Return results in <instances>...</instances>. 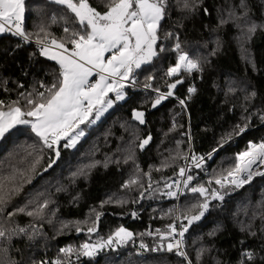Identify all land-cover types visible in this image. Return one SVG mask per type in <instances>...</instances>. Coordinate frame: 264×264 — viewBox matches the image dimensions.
Instances as JSON below:
<instances>
[{
    "label": "trees",
    "instance_id": "obj_1",
    "mask_svg": "<svg viewBox=\"0 0 264 264\" xmlns=\"http://www.w3.org/2000/svg\"><path fill=\"white\" fill-rule=\"evenodd\" d=\"M89 3L101 13L107 10V0ZM165 8L156 57L134 71L123 102L94 125L89 120L81 124L86 133L73 148L60 142L49 149L25 125L0 138V184L8 196L0 205V230L5 232L0 264H54L55 258L63 264L66 258L59 248L75 252L81 243L99 244L110 237L115 242L120 228L132 233L127 241L146 246L145 257H78L77 262L264 264V176L240 190L209 183L226 175L249 145L264 143V0H165ZM74 19L50 0H26L22 24L36 43L37 34L43 38L42 27L57 40L66 36L65 27L79 29ZM253 24L256 30L249 33ZM176 44L199 70L167 76L178 59ZM40 50L0 35L4 111L14 104L26 111L29 98L39 100L40 93L47 98V89L59 81V65ZM177 79L182 83L173 89V99L153 107L157 95L166 94L168 84ZM133 112L144 113L143 124ZM145 139L148 143L141 148ZM210 153L213 156L204 161L206 175L193 185L209 189L204 216L191 225L184 219L198 214L199 207L193 205L205 199L189 190L178 208L179 225L187 227L182 237L185 259L167 251L166 243L175 235L161 240L169 225H176L177 210L166 184L186 161L194 165ZM50 160L55 163L48 167ZM194 173L200 171L192 168ZM133 179L137 183L129 184ZM212 190L223 199H213ZM37 209L39 215L27 214ZM89 227L95 231L89 233Z\"/></svg>",
    "mask_w": 264,
    "mask_h": 264
},
{
    "label": "snow or ice",
    "instance_id": "obj_2",
    "mask_svg": "<svg viewBox=\"0 0 264 264\" xmlns=\"http://www.w3.org/2000/svg\"><path fill=\"white\" fill-rule=\"evenodd\" d=\"M50 2L66 8L75 18L72 22L79 25V29L65 27L66 36L60 40L52 37L43 27L40 29L44 34L43 38H39L37 34L36 43L42 45L40 55L56 61L60 67V79L47 89V98L44 93L39 94V100L29 98L26 111L15 104L9 105L8 111H4V105L0 102V138L17 126L25 125L29 126L32 133L49 149L59 144L61 140L67 141L65 147H74L78 138L84 135L83 131H78L79 126L88 120L93 111L98 117L105 110V106H112L113 101L106 99L108 93H115L116 100L124 99L123 89L126 87V82L132 79L134 71L143 65L152 63L157 55L158 30L166 11L165 0H107L105 5L107 10L103 13L93 8L89 0H50ZM185 7H188L187 3ZM25 11L26 0H0V32L10 31L13 35L27 41L29 37L22 24ZM255 30V24L248 29L249 33ZM66 44H70L71 48ZM175 48L179 50L180 45L176 44ZM160 50L163 51V49ZM194 70H199L198 63L187 55L181 54L175 65L168 68L167 76H179L182 71L191 74ZM94 76L98 78L95 82H91L90 78ZM180 83H182L180 79L169 83L167 93H159L153 107L172 96L173 89ZM156 91L159 92L158 89ZM188 91L191 93L195 89L189 88ZM180 103L183 105L184 101L181 100ZM96 105H101V107L97 108ZM133 116L141 124L144 123V113L134 112ZM74 131L76 134L72 135ZM240 131L243 132L244 129L241 128ZM147 143L148 140L145 139L140 147L143 148ZM215 151L217 149H213V152ZM59 155V151H56V156L59 157ZM193 159L196 158L193 157ZM258 162L264 164V143L249 145L248 151L236 157L235 166L228 169L226 175L217 177L215 183L220 188H224L226 184H231L236 188L243 187L251 182L254 176H264V172L253 170V166ZM36 163H39L38 159L32 165L33 171ZM54 163V160H50L48 167ZM196 167H200L199 162ZM179 175L185 177L183 181L185 188L193 194L198 193L201 197H205L202 203L193 205V208L199 207L198 214L184 216V219L191 225L193 221L200 220L208 209L209 189L202 185L190 187L194 178L191 175L186 176V169L183 167L180 168ZM135 183H137L135 179L129 182V184ZM129 184H125L124 187H128ZM168 187L171 188V185ZM3 188L4 185L0 184V205L6 203L8 199ZM12 191H19V189L13 188ZM168 195L175 196L176 193L169 191ZM210 195L213 199H223V195L216 190H212ZM40 211L41 209H37L35 213L28 212L27 214L29 216L39 215ZM98 219L99 216H97ZM180 227L182 230L177 232L175 226L169 225V232L161 235V240L172 235L184 237L187 227L183 224ZM19 231L24 232L25 230L21 228ZM94 231V227L88 228L89 233ZM4 236L5 232L0 230V237ZM131 236V232L120 228L115 233V242L122 244ZM112 243V237L95 246L85 243L81 246L80 254L92 257L105 244L111 245ZM181 246L182 240H176L175 244L170 242L167 244V251L172 252L176 249V255L185 256L182 251H179ZM140 247L145 248L146 246L141 244ZM157 250L162 249H152V251ZM63 251L67 255L74 250L69 248ZM249 258H251L250 254ZM185 259H187L186 256ZM54 264H59V262H54Z\"/></svg>",
    "mask_w": 264,
    "mask_h": 264
},
{
    "label": "built area",
    "instance_id": "obj_3",
    "mask_svg": "<svg viewBox=\"0 0 264 264\" xmlns=\"http://www.w3.org/2000/svg\"><path fill=\"white\" fill-rule=\"evenodd\" d=\"M13 31H14V29H13ZM4 34H9V35H11L14 38L21 39L25 43H32L35 47H38V48L42 47V45H38L37 43H35L33 41H30L29 39L27 41H25L23 38H21L19 36H16V35H13L12 32H10V31H4ZM168 98H171V97H168ZM255 145H259V144H255ZM248 150H249V147L245 151H248ZM212 156H213V154H211V157ZM211 157H209V155H207L206 158L198 160L197 162H199L200 167H196L197 162L194 165L190 164L189 161L185 162L184 168L186 169V176L187 175H191L194 178L193 181L191 182L190 187L195 185V180L200 175H203V176L206 175L207 170H206V168L204 166V161H206L207 159H210ZM259 167H260V171H258V172H264V164H260ZM192 168H195V170H199L200 173L199 174L198 173L191 174ZM260 176H262V175H256V176L253 177V179H255L256 177H260ZM184 179H185V177H181L179 175V172H178L177 176L174 177L169 183L166 184V188L168 189V193H169V191H172V192L176 193L175 196H169V195L168 196H169L170 199H172L175 202V207H176V210H177L175 227L177 229V232H179L181 230V227L179 225L180 224V219H179V214H178L179 213L178 212V208H179V205H180V202H181V199H182L183 195L188 190V188L184 187V183H183ZM211 184L216 185L217 187H219V185H217L215 183V181H211ZM247 184H245V185H247ZM169 185H171V188L168 187ZM225 187H232V188H234L236 190H240L242 188V187L236 188V187H234L231 184H226ZM176 240H182V238L179 235H175L172 240H170V241H168L166 243V248H167V244L168 243L171 242V243L175 244ZM83 244H85V243H81L75 252L69 253L67 255L65 254V252L63 250L68 249V248H65V247L59 248V255H61V257L66 258V260H64L63 264H79L77 262V258L78 257L94 259V258L103 257V256L120 257L122 255H126V256H136L138 258H142V257H145L148 254V250L146 249V247L145 248H141L140 247L141 244H139L137 242L127 241L126 240L122 244H118L116 242H113L111 245L105 244V246L103 248L98 249L97 253L94 256L86 257V256H83V255L80 254L81 246ZM90 245H94L95 246L97 244H90ZM183 247H184V242L182 241V246L179 249V251H182ZM173 251H177V250L174 249ZM54 262H59V264H62L60 258H55Z\"/></svg>",
    "mask_w": 264,
    "mask_h": 264
},
{
    "label": "rangeland",
    "instance_id": "obj_4",
    "mask_svg": "<svg viewBox=\"0 0 264 264\" xmlns=\"http://www.w3.org/2000/svg\"><path fill=\"white\" fill-rule=\"evenodd\" d=\"M175 51H177L176 50V48L174 49ZM178 52V51H177ZM182 53H184V52H178V55H180V54H182ZM185 54V53H184ZM106 55H108L107 53H106ZM56 62V61H55ZM98 77H92V78H90L91 80L93 79L94 81H95V79H97ZM128 82V81H127ZM123 92H124V89H123ZM106 99H111L112 101H113V104H112V106L111 107H106L105 106V110H103L101 113H100V115L97 117V115H96V112L95 111H93L92 112V114L88 117V120H89V125L91 126V125H94L95 123H97L112 107H114L117 103H121V102H123L125 99H126V95H125V92H124V99H122V100H116V98H115V93H113V92H110V93H108V95H107V97H106ZM166 99H173V98H166ZM86 103V102H85ZM96 107L97 108H99V107H101V105H96ZM87 121V120H86ZM85 121V122H86ZM78 131H83V133H84V135H85V130L83 129V128H81V125L79 126V129H78ZM76 134V132L74 131L73 133H72V135H75ZM83 135V136H84ZM83 136H80L79 138H78V140H77V142H76V144L81 140V138L83 137ZM60 142H66L67 143V141L66 140H61ZM59 142V143H60ZM75 144V145H76ZM58 145V144H57ZM57 145H54V146H57ZM70 148H73V147H70Z\"/></svg>",
    "mask_w": 264,
    "mask_h": 264
},
{
    "label": "bare ground",
    "instance_id": "obj_5",
    "mask_svg": "<svg viewBox=\"0 0 264 264\" xmlns=\"http://www.w3.org/2000/svg\"><path fill=\"white\" fill-rule=\"evenodd\" d=\"M182 54H184V53H182ZM180 55H181V54H180ZM184 55H186V54H184ZM182 73H187V72H181L180 75H181ZM180 75H179V76H180ZM179 76H174V77H179ZM170 97H171V96H170ZM171 98H173V97H171ZM259 165H260L259 162H258L256 165H254V166H253V170H254V171H260V167H259Z\"/></svg>",
    "mask_w": 264,
    "mask_h": 264
},
{
    "label": "crops",
    "instance_id": "obj_6",
    "mask_svg": "<svg viewBox=\"0 0 264 264\" xmlns=\"http://www.w3.org/2000/svg\"><path fill=\"white\" fill-rule=\"evenodd\" d=\"M4 34V32H0V35H3ZM91 80V79H90Z\"/></svg>",
    "mask_w": 264,
    "mask_h": 264
},
{
    "label": "water",
    "instance_id": "obj_7",
    "mask_svg": "<svg viewBox=\"0 0 264 264\" xmlns=\"http://www.w3.org/2000/svg\"><path fill=\"white\" fill-rule=\"evenodd\" d=\"M134 113V112H133Z\"/></svg>",
    "mask_w": 264,
    "mask_h": 264
}]
</instances>
